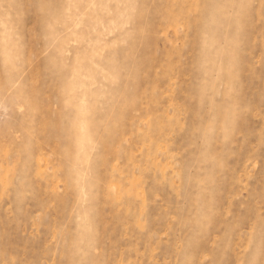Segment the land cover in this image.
<instances>
[{
	"label": "rangeland",
	"instance_id": "374dc122",
	"mask_svg": "<svg viewBox=\"0 0 264 264\" xmlns=\"http://www.w3.org/2000/svg\"><path fill=\"white\" fill-rule=\"evenodd\" d=\"M0 264H264V0H0Z\"/></svg>",
	"mask_w": 264,
	"mask_h": 264
}]
</instances>
